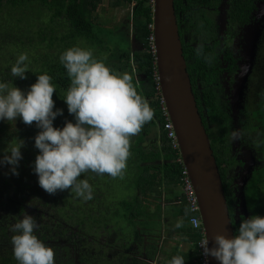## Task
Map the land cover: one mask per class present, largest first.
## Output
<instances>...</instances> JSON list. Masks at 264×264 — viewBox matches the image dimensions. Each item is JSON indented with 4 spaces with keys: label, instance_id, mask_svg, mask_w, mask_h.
Segmentation results:
<instances>
[{
    "label": "trees",
    "instance_id": "trees-1",
    "mask_svg": "<svg viewBox=\"0 0 264 264\" xmlns=\"http://www.w3.org/2000/svg\"><path fill=\"white\" fill-rule=\"evenodd\" d=\"M104 1L0 0V80H11L10 69L17 56L20 53H28L30 71L26 73L27 79L21 80L17 77L12 79V84L27 91L29 86L36 82L37 75L46 72L53 78L52 82L57 89L52 99L55 108L63 110V115L57 116L53 121L54 127L62 128L65 120L73 121V116L68 113L62 98L70 81L66 70L59 62L60 54L72 46L97 47L90 49L94 51L96 58L106 57L107 66L113 72H127L137 77L138 92L145 97L155 113L153 120L146 123L140 133L131 138V155L122 178H112L107 174L102 176L94 173L82 174L80 179H87L93 187V199L83 201V205L80 203L82 200H78L73 192L58 190L55 194H49L39 186L37 176L32 171V165L39 152L34 147V137L39 131L35 127V122L26 125L19 118L14 122L0 121V156L4 155L7 147L14 143L15 139L24 141V146L20 149L22 159L19 161L18 175H12L7 165L4 172L0 171V200L2 197H10V192L19 199V204L14 202L12 209H7L8 212L0 215V264H17L12 255V247L9 246L12 235L9 231V225L12 223L10 217L14 219L13 217L28 212V215L33 216L39 225L36 235L44 241L47 240V236L57 232L58 226H65L64 231H66V226L69 225L74 214L70 209L73 203L80 207L75 211L84 215L86 211L89 212L88 216L92 220L94 229L105 225L103 223L105 218L102 216L104 212L112 210L115 216H119L133 227L137 240L143 244V235L151 234L149 232L151 227H147V224H151L152 216L160 219L162 207L167 202L163 197L164 193L168 195L172 193L173 196L180 198V204L176 208L173 205V217L178 218L177 223L183 225L174 228L180 240L168 250L151 249L149 259L156 262L157 257L163 254L167 257L166 264H168L173 256L181 255L186 259L185 264H200L196 244L201 239V235L200 232L193 231L189 225L193 216L190 210L187 215L185 214V210L189 207L179 192L181 165L176 162L177 155L172 151L163 130L165 118L160 110V96L156 90L155 58L147 42L150 36L148 26L152 24L150 2L149 0H106L107 6L112 9L123 3L133 6L129 28L137 48L131 53H122L114 48L103 47L104 41L94 33L97 15ZM196 50L198 49L193 50L195 55L191 66L193 69L200 67L203 59V55H198ZM133 82L135 84L136 80L134 79ZM258 175L245 191L244 200L251 216L264 217V170ZM222 186L230 210L232 194L227 185L222 184ZM108 194L112 204L111 202L106 204ZM70 198L71 203L66 201ZM74 198L76 200H73ZM150 198L154 199L155 203L150 209L151 213L148 214L146 209ZM2 202L5 204V201ZM56 203L58 208L54 216L61 222H55L54 216L46 219L41 212L44 208L54 209L53 205ZM119 206L124 210L120 213L121 216L115 212ZM112 220L115 218L113 217ZM81 222L84 224L83 220ZM240 222L232 224L234 234ZM42 227L44 233L41 232ZM182 245L187 247L183 249Z\"/></svg>",
    "mask_w": 264,
    "mask_h": 264
},
{
    "label": "clouds",
    "instance_id": "clouds-1",
    "mask_svg": "<svg viewBox=\"0 0 264 264\" xmlns=\"http://www.w3.org/2000/svg\"><path fill=\"white\" fill-rule=\"evenodd\" d=\"M59 62L70 81L62 98L73 121L65 120L62 128L53 126L63 110L55 108L52 96L57 86L46 72L37 75L27 91L13 86L12 79H27L30 61L26 52L12 64L11 80H0V121L19 118L26 125L35 122L39 131L34 147L39 152L32 171L45 192L68 190L89 201L93 199V187L87 179H80L82 174L122 178L131 155V138L153 120L155 113L138 92V78L127 72H113L106 57L96 58L92 49L72 46L60 54ZM230 139L239 140L238 131L233 130ZM23 146L22 139H15L0 156V166H9L12 175H18ZM13 218L10 243L17 264H55L53 248L36 235V219L26 213ZM182 226L176 224L177 228ZM208 243L206 235L199 242L203 255L215 258L219 264H264V217L242 219L231 238L216 234L213 247ZM185 260L176 255L168 264H185Z\"/></svg>",
    "mask_w": 264,
    "mask_h": 264
},
{
    "label": "flooded vegetation",
    "instance_id": "flooded-vegetation-1",
    "mask_svg": "<svg viewBox=\"0 0 264 264\" xmlns=\"http://www.w3.org/2000/svg\"><path fill=\"white\" fill-rule=\"evenodd\" d=\"M174 13L192 93L222 184L232 194L229 216L232 224H238L244 219L240 201L264 170V0H174ZM125 33L129 38L127 53H131L137 46L129 27ZM194 49L203 55L196 69L191 67ZM233 130L240 134L234 142L230 139ZM179 192L183 196L181 188ZM163 197L167 200L159 219L163 227L148 239L143 235V244L134 231L129 242L118 243L117 236L112 239L110 234L106 235L110 240H103L105 225L94 229L89 212L84 215L75 211L77 208L71 209L74 214L66 231L65 226H58L43 242L53 248L55 264H154L149 259L151 249H161L167 239L164 211L170 207L173 214L174 206L180 204L179 196L172 193ZM246 211L251 216L247 206ZM41 212L46 219L54 216ZM54 219L61 222L56 216Z\"/></svg>",
    "mask_w": 264,
    "mask_h": 264
},
{
    "label": "water",
    "instance_id": "water-1",
    "mask_svg": "<svg viewBox=\"0 0 264 264\" xmlns=\"http://www.w3.org/2000/svg\"><path fill=\"white\" fill-rule=\"evenodd\" d=\"M152 25L155 65L166 110L177 136L180 156L198 200L208 246L213 236L234 235L219 170L192 93L183 57L174 0H154ZM240 208L246 210L242 199ZM246 217V212H241ZM237 216V215H236ZM208 264L219 262L208 256Z\"/></svg>",
    "mask_w": 264,
    "mask_h": 264
},
{
    "label": "rangeland",
    "instance_id": "rangeland-1",
    "mask_svg": "<svg viewBox=\"0 0 264 264\" xmlns=\"http://www.w3.org/2000/svg\"><path fill=\"white\" fill-rule=\"evenodd\" d=\"M133 10V6H130L128 4L123 3L121 6L112 9L109 8L107 6V1H104L103 6L101 7V9L98 12L97 15V22L95 24L94 27V33L99 37L100 40H103L104 43H102L103 47L107 46L108 48H114L117 51L120 52H128L129 48V38L126 36L125 30L128 28L127 25L130 23L129 18L131 17V13ZM153 10V9H152ZM264 26V25H263ZM125 27H127L125 29ZM261 28L260 25H258V29ZM264 32V31H263ZM263 37H264V33H263ZM264 42V39H263ZM90 48H97L94 46H90ZM97 50V49H96ZM262 56L264 57V43H263V51L261 52ZM262 66L264 67V58L261 60ZM263 72H264V68H263ZM262 143L264 145V137H262ZM5 166H0V171L4 172L5 170ZM110 192V191H109ZM10 197H2L0 200V215L2 216V214L8 212L7 209H12L13 205L15 204L14 202L18 203L19 199L18 197L14 196V194L12 192L9 193ZM42 194V193H40ZM109 195V194H108ZM106 197V204H108L109 202H111V197L110 195ZM109 197V198H108ZM78 200H81L80 198H77ZM73 200H76V198H74ZM5 201V204L2 202ZM66 201H70V203L72 202V199L70 198L69 200ZM87 202V201H85ZM81 205H83V200L80 202ZM154 199L150 198L149 201V205L146 209V212L148 214H150V209L154 204ZM19 204V203H18ZM112 204V202H111ZM85 205V204H84ZM73 206V207H72ZM72 206L70 207V209L73 210V208H77L79 209V205L77 206L76 204H72ZM140 206V205H139ZM54 209H47L44 208L41 209L42 211H46L50 214L55 213V210L58 208L57 203L55 205H53ZM117 214L120 215V213L124 212L123 208L121 206H119V208L116 209ZM171 208L168 207L167 208V213L166 211H164V217H168L167 218V225L165 226L166 231H167V239L165 241H163V245L162 249H166L168 250L169 248L173 247L174 245H177L178 241L180 240V238L176 235L174 228L176 227L177 224V220H173L172 217V213L170 212ZM174 211V208H173ZM245 211V210H244ZM13 212H11L12 214ZM26 214H28V212H25ZM93 214H95L93 212ZM0 216V217H1ZM121 216V215H120ZM162 216V215H161ZM244 219L249 218V213L246 211V217L242 214L241 215ZM103 218V223H105V227H104V233H103V237L102 239L107 241L110 240L111 238L113 239V235L117 236V241L118 243H125L126 241H128V238L130 234L133 233L134 229L131 225H128L126 223L125 220L120 219L119 216H115V214H113V211L111 210L110 212H104V215L102 216ZM115 218V220H112V218ZM10 222H13V219L10 217L9 218ZM164 222V223H165ZM147 227H152L153 229H150L149 232H151V234L146 233L145 236L146 238H150L151 236H153V234H158L160 229L163 227V222L159 221V219H156L152 216V222L151 224H147ZM101 229H98V231H100ZM112 235V237H106V235ZM105 238V239H104ZM129 242V241H128ZM185 244V243H183ZM10 246H12L10 244ZM183 249H185L187 246L186 245H182L181 246ZM111 250V249H110ZM166 260L167 257H165V255L161 254L160 256L157 257L156 262L154 264H166Z\"/></svg>",
    "mask_w": 264,
    "mask_h": 264
},
{
    "label": "built area",
    "instance_id": "built-area-1",
    "mask_svg": "<svg viewBox=\"0 0 264 264\" xmlns=\"http://www.w3.org/2000/svg\"><path fill=\"white\" fill-rule=\"evenodd\" d=\"M149 2L151 5V8L153 9L154 0H149ZM148 29L150 30V36L148 37L147 42H148L149 49H150L151 53L153 54V57L155 58V44H154V35H153V25L150 24L148 26ZM154 78H155V81L157 84L156 90L158 91V94L160 96V110L162 112L163 117L165 118V124H164L163 130L167 136V140L170 143V147H171L172 151H174L175 154L177 155L176 162H178L181 165L180 187H181V191H182L183 197L185 199V202L188 205L191 214L193 215L189 221V225L193 231L200 232V235H201V239L199 240V242H200L204 238L205 234H204V229L202 227L201 218L199 215L198 200L196 198L194 188H193L191 181L189 179L188 172H187L185 166L183 165V162H182V159L180 156V150H179L177 136H176V133L174 131L173 124L171 123L170 118L168 116L166 106H165V102H164L162 95H161L156 65H155ZM193 220L196 221V224H198L199 227H197L196 224L193 223ZM199 242L196 244V252L198 255H200L199 263L200 264H208V257H205L203 255V250L200 247Z\"/></svg>",
    "mask_w": 264,
    "mask_h": 264
},
{
    "label": "crops",
    "instance_id": "crops-1",
    "mask_svg": "<svg viewBox=\"0 0 264 264\" xmlns=\"http://www.w3.org/2000/svg\"><path fill=\"white\" fill-rule=\"evenodd\" d=\"M127 27H129V24L127 25ZM127 27H126V28H127ZM130 35H131V34H130ZM130 38H131L132 42H134V41H133V38H132V35H131V37H130Z\"/></svg>",
    "mask_w": 264,
    "mask_h": 264
}]
</instances>
